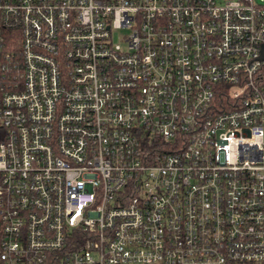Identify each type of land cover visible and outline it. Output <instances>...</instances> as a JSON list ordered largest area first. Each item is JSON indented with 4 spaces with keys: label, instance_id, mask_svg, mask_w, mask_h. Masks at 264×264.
<instances>
[{
    "label": "built area",
    "instance_id": "built-area-1",
    "mask_svg": "<svg viewBox=\"0 0 264 264\" xmlns=\"http://www.w3.org/2000/svg\"><path fill=\"white\" fill-rule=\"evenodd\" d=\"M0 264H264V6L0 0Z\"/></svg>",
    "mask_w": 264,
    "mask_h": 264
},
{
    "label": "rangeland",
    "instance_id": "rangeland-1",
    "mask_svg": "<svg viewBox=\"0 0 264 264\" xmlns=\"http://www.w3.org/2000/svg\"><path fill=\"white\" fill-rule=\"evenodd\" d=\"M218 1H221V0H218ZM253 1H254L255 3H257V4H260V5L264 6V0H253ZM123 34H125V32L122 31V30L115 31V32L112 34L113 42H114V43H118L120 37H121Z\"/></svg>",
    "mask_w": 264,
    "mask_h": 264
}]
</instances>
